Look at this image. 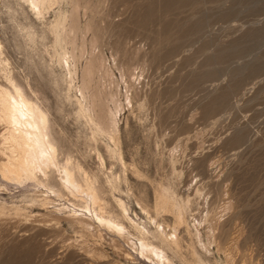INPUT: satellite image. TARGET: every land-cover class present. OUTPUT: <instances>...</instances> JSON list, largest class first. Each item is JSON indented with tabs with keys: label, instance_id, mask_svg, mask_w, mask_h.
<instances>
[{
	"label": "rangeland",
	"instance_id": "1",
	"mask_svg": "<svg viewBox=\"0 0 264 264\" xmlns=\"http://www.w3.org/2000/svg\"><path fill=\"white\" fill-rule=\"evenodd\" d=\"M4 1L10 9L0 15V40L12 75L47 109L60 158L69 154L100 181L110 170L120 177L114 190L105 183L107 207L121 198L152 231L139 205L155 217L156 196L167 194L186 204L189 230L199 227L205 244L180 227L182 256L174 264H264V0H55L41 18ZM72 9L75 48L70 34L57 43L51 29ZM64 51L80 55L77 88H69L58 61ZM92 56L104 62L85 89L90 116L115 112L124 166L107 153V136L94 141L79 110L78 87ZM1 72L0 84L8 86ZM93 92L102 105L91 102ZM35 187L0 174V201L8 207L0 212V264H149L136 254L124 257L128 243L105 229L85 233L68 218L71 207L53 211L70 206L71 196L47 207L31 201L44 189ZM172 215L159 210L156 219L169 224Z\"/></svg>",
	"mask_w": 264,
	"mask_h": 264
},
{
	"label": "bare ground",
	"instance_id": "2",
	"mask_svg": "<svg viewBox=\"0 0 264 264\" xmlns=\"http://www.w3.org/2000/svg\"><path fill=\"white\" fill-rule=\"evenodd\" d=\"M15 1L21 5L29 7V11H33L38 18L44 17L45 10L51 8L55 2V0ZM6 2L7 1L4 0L1 2L0 0V15L4 14L6 9H10L9 4ZM74 5L77 6V3H74ZM72 10L69 18L66 14H62L63 16L61 15L62 17L57 20V23L52 25L51 29L55 33V41L57 43L64 41V38L70 34L72 36L70 43L75 48L76 43L74 41V36H76L75 34L78 30V24L75 21L76 17L74 18L75 13L73 12H75V10ZM67 18L69 19V22H67ZM0 24L2 25L1 21ZM93 35L96 36L97 33ZM80 54L82 55V51ZM101 57L102 56H92L88 63L86 62L82 74V85L81 87H78V91L80 92V98H78L79 110L84 116L88 117L91 122L90 128L94 141H96L97 136H107L111 142V144L104 143L107 153L110 157L118 159L124 166L125 163H123L122 155L117 149V142L114 137V133L117 130L115 112L105 110V113L96 121L90 116L91 108L87 105L85 89L90 87L93 75L101 66H103L104 61ZM78 58H80L79 54L68 55L67 51L58 54V61L67 68V82L69 88L76 87L75 76L77 70L76 62ZM0 71H2L1 74L8 83V86L0 84V122L4 125V130L0 133V152L2 156H4V160L0 162V174L2 177L18 182H21V180H29L32 181L36 187L44 188L40 191V197H31V201H37L40 205H44V207H47L49 203L52 204L53 199L58 198L59 200L62 197L64 198V195L71 196L73 201L71 200L70 206L59 203L61 206H58L53 211L61 212L63 209L67 210V208L69 209V207H71L67 213V216H69L68 218L70 221L75 222L85 233L94 235V232H96V234L103 235L102 233L104 232H99L101 229H105V231L107 230V232H111L115 234V236L117 235L122 241L124 240L123 243H125V241L128 243L127 245H129L131 250L124 252V257L126 258H130L132 254H136L149 264H174L173 257L180 256L181 250L183 249V240L179 237L180 235L178 233L180 227H183V231H185L188 236H193L195 241L201 247H204L205 244L200 238L199 227L195 224L193 225L195 233H192L189 230L187 220L185 219L186 204L178 205L177 202V204L172 202L167 194H158V196H156L154 212L156 211V215L159 210L162 212L167 211V214L169 212L170 215L172 213L174 220L172 219L173 222L171 221V225V222L169 224L166 223L162 217V220H158L156 219V215L155 217L150 216L148 210L144 206L139 205L141 211L145 212L149 218L151 227L154 226V230L152 231L148 228L145 222L141 223L138 220L139 217L137 218L136 213L131 215L127 208L128 206L121 198L114 196L116 208H108L107 204L109 203L105 200V183L109 188L114 190V188L116 189L118 187V179L120 177L110 170L104 174L106 175V182L105 179L104 181H100L96 174L88 172L79 161L72 159L69 154H66L64 158L59 157L61 152L59 151L58 141L51 129L52 126L49 113L40 103L27 96L23 88L14 79L12 72L9 69V60L4 56L1 40ZM90 97L92 103L99 102L100 105H102V100L99 98L98 94L93 92ZM111 100L113 103L115 102L116 105H119L116 103L114 95H111ZM96 151H98V149ZM97 157L99 158L98 160H100L99 166L101 165V167H103L104 160L99 152ZM11 207H13L15 213L18 212L17 210H21L17 205ZM5 208H8L6 202L0 201V212ZM168 209L171 210V213ZM195 220L196 219L194 218V221ZM197 222L198 224L201 223L200 221ZM58 224L59 222L57 225ZM100 237L105 238L106 236ZM109 240H112V238ZM115 240L113 243H116ZM126 243L124 245H126ZM84 246L82 245V248H84ZM87 247L89 248V246ZM88 248H84V250L86 251ZM121 249L124 250L122 247ZM115 250H117L116 247ZM87 255L89 256L88 253ZM91 255L90 258L94 255L96 256V254L92 253ZM101 255L103 256L104 254ZM97 256L95 258H97ZM102 256L99 257L102 258ZM197 262H199V264H205L200 260Z\"/></svg>",
	"mask_w": 264,
	"mask_h": 264
}]
</instances>
